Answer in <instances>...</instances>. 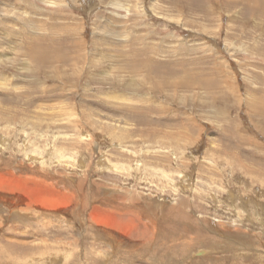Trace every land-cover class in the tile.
Wrapping results in <instances>:
<instances>
[{
	"label": "rangeland",
	"instance_id": "obj_1",
	"mask_svg": "<svg viewBox=\"0 0 264 264\" xmlns=\"http://www.w3.org/2000/svg\"><path fill=\"white\" fill-rule=\"evenodd\" d=\"M0 264H264V0H0Z\"/></svg>",
	"mask_w": 264,
	"mask_h": 264
},
{
	"label": "bare ground",
	"instance_id": "obj_2",
	"mask_svg": "<svg viewBox=\"0 0 264 264\" xmlns=\"http://www.w3.org/2000/svg\"><path fill=\"white\" fill-rule=\"evenodd\" d=\"M214 252V251H213ZM207 259V258H206Z\"/></svg>",
	"mask_w": 264,
	"mask_h": 264
}]
</instances>
